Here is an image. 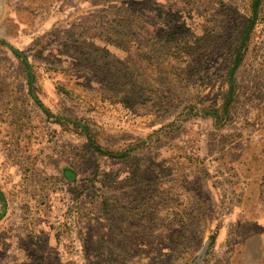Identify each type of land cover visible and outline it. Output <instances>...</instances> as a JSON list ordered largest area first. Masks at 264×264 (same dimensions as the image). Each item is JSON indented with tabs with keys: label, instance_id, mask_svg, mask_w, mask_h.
Segmentation results:
<instances>
[{
	"label": "rangeland",
	"instance_id": "obj_1",
	"mask_svg": "<svg viewBox=\"0 0 264 264\" xmlns=\"http://www.w3.org/2000/svg\"><path fill=\"white\" fill-rule=\"evenodd\" d=\"M0 191V264H264V0H0Z\"/></svg>",
	"mask_w": 264,
	"mask_h": 264
},
{
	"label": "crops",
	"instance_id": "obj_2",
	"mask_svg": "<svg viewBox=\"0 0 264 264\" xmlns=\"http://www.w3.org/2000/svg\"><path fill=\"white\" fill-rule=\"evenodd\" d=\"M245 195H246V193H245ZM244 195V196H245ZM255 197H257L258 199H260V196H259V194L258 195H256ZM255 201H257L256 202V205L254 206V208H253V213H254V215L256 214H258L260 211H259V208H258V200H255ZM249 225H246V224H243V226H249L250 227V230L252 231V229H253V236H255V237H261V238H263L264 237V223H257L256 221H252V222H250V223H248ZM242 226V225H241ZM261 227H263V228H261ZM240 229H242V227L240 228ZM263 231V232H262Z\"/></svg>",
	"mask_w": 264,
	"mask_h": 264
},
{
	"label": "trees",
	"instance_id": "obj_3",
	"mask_svg": "<svg viewBox=\"0 0 264 264\" xmlns=\"http://www.w3.org/2000/svg\"><path fill=\"white\" fill-rule=\"evenodd\" d=\"M259 0H257V2H258ZM248 31V30H247ZM236 61H237V63L239 62V60H240V58L238 57V58H236L235 59ZM29 69H31V66H29ZM2 195V193H1V191H0V196Z\"/></svg>",
	"mask_w": 264,
	"mask_h": 264
}]
</instances>
